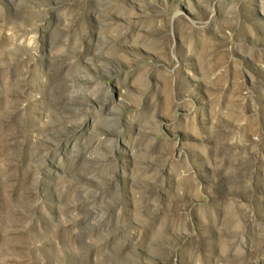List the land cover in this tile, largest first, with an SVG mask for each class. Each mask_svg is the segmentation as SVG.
Masks as SVG:
<instances>
[{
  "label": "rangeland",
  "instance_id": "1",
  "mask_svg": "<svg viewBox=\"0 0 264 264\" xmlns=\"http://www.w3.org/2000/svg\"><path fill=\"white\" fill-rule=\"evenodd\" d=\"M0 264H264V0H0Z\"/></svg>",
  "mask_w": 264,
  "mask_h": 264
}]
</instances>
